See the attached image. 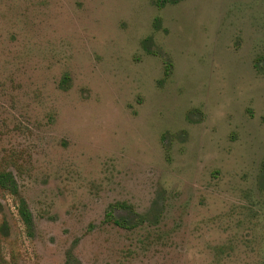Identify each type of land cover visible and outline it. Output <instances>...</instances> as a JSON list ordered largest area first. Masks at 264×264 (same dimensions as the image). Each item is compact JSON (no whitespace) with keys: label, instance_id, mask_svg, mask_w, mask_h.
<instances>
[{"label":"rangeland","instance_id":"1","mask_svg":"<svg viewBox=\"0 0 264 264\" xmlns=\"http://www.w3.org/2000/svg\"><path fill=\"white\" fill-rule=\"evenodd\" d=\"M3 171L0 264H264V0H0Z\"/></svg>","mask_w":264,"mask_h":264},{"label":"trees","instance_id":"2","mask_svg":"<svg viewBox=\"0 0 264 264\" xmlns=\"http://www.w3.org/2000/svg\"><path fill=\"white\" fill-rule=\"evenodd\" d=\"M0 186L1 187H9L11 189H13L14 192H17V185L16 182L14 180L13 175L10 172H0ZM125 205L124 203H114L112 205L109 206V208L107 209L106 213H105V221L106 222H111L113 224H116L118 226H122V227H127L129 226V222L127 220H119L116 219L113 213V209L117 206H122ZM19 213L22 217V219L24 220L25 224L27 225L28 228L32 227V214L26 204V202L21 199V204L19 207Z\"/></svg>","mask_w":264,"mask_h":264}]
</instances>
